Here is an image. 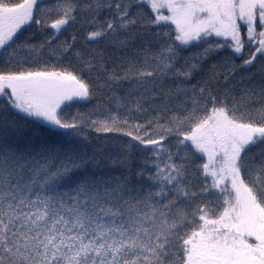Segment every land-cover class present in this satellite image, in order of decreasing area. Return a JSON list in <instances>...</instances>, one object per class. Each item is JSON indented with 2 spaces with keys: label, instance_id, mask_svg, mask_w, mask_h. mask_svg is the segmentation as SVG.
<instances>
[{
  "label": "snow or ice",
  "instance_id": "1",
  "mask_svg": "<svg viewBox=\"0 0 264 264\" xmlns=\"http://www.w3.org/2000/svg\"><path fill=\"white\" fill-rule=\"evenodd\" d=\"M0 99V264H264V0H0Z\"/></svg>",
  "mask_w": 264,
  "mask_h": 264
},
{
  "label": "trees",
  "instance_id": "2",
  "mask_svg": "<svg viewBox=\"0 0 264 264\" xmlns=\"http://www.w3.org/2000/svg\"><path fill=\"white\" fill-rule=\"evenodd\" d=\"M51 0H41V6H47L49 5ZM35 31V27L31 26L27 28V31L24 32V35H31ZM71 32V29H69ZM61 39H64V37H61ZM193 52L197 51V49H192ZM55 61H49V66L51 67ZM257 64H259V60L257 61ZM97 103V101H93V104ZM4 100L0 99V107H3ZM92 104L86 105V106H74L71 109H66V111H72L75 112L77 110L79 111H87L88 108H91ZM40 135H44V133H39ZM114 135V134H113ZM89 141L92 145H96L99 147L101 144L105 143V135L104 134H97L94 131L89 130L88 132ZM126 139V138H123ZM108 143H111V140H108Z\"/></svg>",
  "mask_w": 264,
  "mask_h": 264
}]
</instances>
